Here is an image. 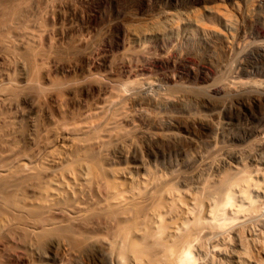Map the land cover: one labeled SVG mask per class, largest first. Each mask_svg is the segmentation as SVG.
Segmentation results:
<instances>
[{
	"label": "bare ground",
	"instance_id": "bare-ground-1",
	"mask_svg": "<svg viewBox=\"0 0 264 264\" xmlns=\"http://www.w3.org/2000/svg\"><path fill=\"white\" fill-rule=\"evenodd\" d=\"M198 3L202 8L191 10L149 0H0V62L9 61L12 73L0 83V103L31 101V113L44 117L64 150L62 163L54 162L38 130L20 138L21 150H0V260L25 264L28 254L22 259L13 247L38 254L40 264H264V114L250 115L253 107L264 108V0ZM108 7L115 17L98 29ZM55 19L65 24L58 33L46 26ZM185 24L214 37L210 67L183 52L199 44L185 36ZM145 42L158 44L152 60L171 69L161 79L135 64L148 61ZM101 48L108 52L94 62ZM180 64L191 65L185 78L176 72ZM84 65L87 74H76ZM59 72L81 77L56 83L51 76ZM255 74L262 79L239 81ZM178 86L180 95L172 91ZM191 90L201 94L191 97ZM185 100L203 110L178 121L168 113L159 120L147 115L146 106L177 108ZM172 121L177 131L166 130ZM145 123L151 130L142 132ZM233 125L254 138L251 151L215 147L216 136ZM113 140L119 149L109 158L112 149L103 148ZM201 144L215 145L224 157L191 156L185 175L175 170L126 180L108 169L128 157L145 168L146 152L178 145L200 153Z\"/></svg>",
	"mask_w": 264,
	"mask_h": 264
},
{
	"label": "rangeland",
	"instance_id": "rangeland-1",
	"mask_svg": "<svg viewBox=\"0 0 264 264\" xmlns=\"http://www.w3.org/2000/svg\"><path fill=\"white\" fill-rule=\"evenodd\" d=\"M149 2H150V5H152V6L154 5L155 6L157 4V6H159L161 8L169 7L170 6L169 4H172V5H174V4L192 5L193 9L191 8V10H194L196 8L201 9L202 6H203V4L198 3L199 0H149ZM165 4H166V6H165ZM162 5H163V7H162ZM78 6L81 7L79 4H78ZM153 8L154 7H151L150 9L147 8L146 14L152 13L153 12ZM175 9H177V8H175ZM102 11L103 10H101V12L99 13L100 16L98 15V17H99L98 19H99L100 25L103 23L104 26H105L107 20L111 21V20L114 19L115 12H114V10L110 9L109 7L106 8V11L105 10L103 12ZM55 14L58 15V13H55ZM203 16H204V18H210L213 22H215L216 25H217V28L224 29L223 22L220 23L219 19H217L214 15H213L214 16L213 17L209 13H204ZM219 23H220V27L218 26ZM103 24L101 26L99 25L98 29L103 27ZM46 26H47V28L50 27L49 29H54L56 31L55 33H58V29L61 28V27H65V24H64L63 21L59 22V21H56V19H55L54 22H51V23L47 24ZM182 28L184 29V34H185L186 37L197 39L199 41V42H197V43H199L197 45V47L189 48L190 50L188 48H185V49H183V52L189 54V56L191 55L190 57L192 58V62L195 60L194 61L195 63L198 62L199 64H202V65L210 67L211 66V64L209 62V60H210V56L209 55L210 54H209V52L207 50V46H208V44L211 43V40L214 37L211 34H209V32L205 33V32H202L201 30L195 28L192 24H185ZM97 33H99L98 30H97ZM54 36L56 37V34ZM98 36L101 37L100 34L95 35L93 37V39H92L93 44L94 43L96 44V43H98L100 41ZM168 36H172V35L168 34ZM172 38L175 39L177 37L173 35ZM66 41H65L66 43L64 42V44H66L65 47H68L69 45H71V42L69 40H66ZM95 41H97V42H95ZM178 41H179V39H178ZM67 43H68V45H67ZM151 44L153 46H151ZM143 45H145V46L148 45V47L150 48L149 49V51H150L149 53L150 54H149V57H148V61L149 62L147 61L148 62L147 63L146 61H144V62L143 61H137L135 64L137 66L140 65V66H145L147 68V71L144 72V75L146 77L150 75L149 77H151V78L158 77L159 79H161V75L164 74L165 72L166 73L170 72L171 69L170 68H166V67H164V65H161V64L158 65V63H156V62H154V60H152V59H154V56L157 54V53L154 54V50L157 49L156 46L158 44H153L152 42H147V44H146V42H145ZM187 45H191V44H186V46ZM93 46H95V45H93ZM101 49H102V51L98 52L96 57L93 58L94 62L98 63L99 60H100L99 57L102 56V54H104L105 52H108L107 49H104V48H101ZM121 54H122V52L119 51V52H117L115 54H112V55H115L116 57H118ZM108 55H110V53ZM152 55H153V57H151ZM211 56H212V58L214 57L213 54H211ZM94 59H96V60H94ZM196 60H198V61H196ZM6 61L7 60H5L2 63L0 62L2 64L1 67H0V74H1L0 83H6L7 82V80H6V75L7 74L10 75V76L12 75V73L7 70ZM7 62H9V61H7ZM150 64H151V67H150ZM3 65H4V67H3ZM148 66H149V69H148ZM190 68H191V65L180 64V65L177 66L176 72H177V74L179 76H181L182 78H185L186 75H187L186 71L190 70ZM256 69H257V65L256 66H252V70L253 71H255ZM81 72L84 73V74H87V66L86 65H84L82 67V71H77L76 74H81ZM94 72H95L94 68H90V72L89 73H94ZM102 72H103V70L101 72H98V73H102ZM52 75L53 76H51V77H53L52 80H54V82L60 83L62 81L61 83H64V84L68 80H72V79L75 80V79L81 77V76L80 77L79 76L66 77L65 75L61 74V72L55 73V74L53 73ZM62 75H63V77H62ZM56 76H58V77H56ZM258 76H260V75L255 74L253 76L252 75L242 76L243 78H241L239 81H242V82H251V81H254V80L257 81V79L261 80L263 75L260 76L261 78H259ZM253 77H256V78H253ZM64 78L66 79V81H64ZM12 81H13V84L17 85V82H14V80H12ZM57 81H59V82H57ZM179 89L181 90L180 86H178V88L174 87V89L172 91H174L175 94H179V93L182 94L183 92H180ZM199 92H197L196 90H191V92H189L188 95H190L191 97H195V95L197 96V95L201 94V92L200 93ZM30 95L32 97H34L32 94H30ZM227 98L230 99V97H228L227 95H226L225 98L222 96V97H220V99L219 98L218 99H219L220 102L223 103L224 101H227L226 100ZM93 99H94V97H93ZM36 100L37 99L35 98V100L33 101V104L38 105V100H37V102H36ZM7 103L8 102H4L3 105H2V103H0V143L2 145V146L0 145V150L1 149H5V148H11V145H15L14 147L17 146L15 149H17V148L20 149L24 145L26 146V144H24L22 146L23 142L21 141V139L22 138L31 137L33 131L34 130L35 131L38 130V133L40 134L41 140L43 139V140L47 141L46 142L47 143V149H48L47 153L48 152L52 153V157L54 159V162L62 163L61 159L64 158V150L61 147V142L59 140H57L54 135L50 136L51 135V131H52L50 129H52V127L46 122V120L44 119L43 116H41L39 114L35 115L34 113H31V111L33 110V109H31L32 102L31 101H28V102L19 101L18 103H16L17 106H14V105L12 106V105L7 104ZM8 105H10V106H8ZM146 108H145L146 112L150 114V115L149 114H147V115L150 116L151 118H154V117L157 118L158 117V120H159L165 113L166 114L168 113L170 115L173 114L172 116L175 115V120L176 121H178L179 118L184 119L187 116H189V115H191V114H193V113H195L197 111L203 110L202 108L197 107L196 105H194L193 102H191L189 100H185L183 102V104L181 106H178L177 108L169 107V108L163 109L161 107H153V106L152 107L151 106H146ZM244 109L247 110L246 107L239 106V110H244ZM216 110H219V109L217 108ZM248 112H249V110H248ZM250 113H251L250 115H254L256 117L257 116L258 117H262V115L264 114V108L260 111L257 107H253L252 109H250ZM36 117H37L38 120L36 119ZM176 117H178V118H176ZM181 119H179V120H181ZM176 121H172L171 124H170V127L167 128L166 130H170L171 129L170 132L177 131V129H179V126L177 125ZM42 126L46 127V128H43ZM10 127H11V129H10ZM140 127H139V129L142 132L151 130V129H148V128H151V126L147 125V123H145V127H143V126H140ZM43 129H45V130L43 131ZM49 130H50V135L48 133ZM164 132H166V131H164ZM47 133H48V136H47ZM222 134L223 135L219 134L217 136L214 134V136H216V146L213 145V144H211V146H207V145L201 144L202 149L199 150L200 153H197L195 150L190 149V153L186 154L183 151H181L180 148H177L178 147V145H177V146H175L173 148L168 149L166 152H163V153H160V154H158L157 151H155V153H151V152H146L145 151L146 154H145L144 158H142V159H144V161H146V164L144 165L145 168H142L143 165H141L140 159L136 158V159L132 160L130 157H128L125 161L123 160V161H120L118 163H114V162L113 163L112 162L109 163L108 164L109 165L108 169H109L110 173L113 174L115 177L116 176L117 177H121V178H124L126 180L128 178H130V176L135 177V175H140L142 177L146 176V175H148V176L169 175L171 172H174L175 170H176L175 172L178 173V175H182V174L185 175L188 172V159H190L191 156L199 157L200 155L206 156V155L210 154L211 158H214V159H217V160L220 157H224V155L221 154L222 152H218V154L216 152V154H215V152L213 151L214 146L217 147V148H221L222 151H226V152L240 151V152H245V153L251 151L252 148H253V144L252 143H253L254 138H248V139L244 138V131L242 129H240L237 125H233L230 130L225 131ZM44 136H46V137H44ZM12 137L14 138L15 141L12 140L13 139ZM8 139H10V140H8ZM3 142H4V144H3ZM117 143H119V142L116 141V140H113L112 141V146H108V147H104L103 148V149H112L109 152L110 153L109 154V158H112V157H114V155L115 156L117 155V154H115L116 151L119 149V146H118ZM126 143L128 144L129 142H126ZM176 143L177 142H175V144ZM5 144L7 146H9V147H7ZM26 150H27V148H26ZM218 155H220V156H218ZM6 157L7 156H5V158ZM45 158H46L45 156L42 157L41 161L45 162ZM263 160H264V158H263ZM261 167L264 168V166H261ZM123 171H127V174L125 173L124 175H121L120 173H123ZM260 174H262V177L264 176V169L260 171ZM262 177L260 176V178H259L260 181L262 180ZM18 247H19V245H18ZM9 249H10V251L11 250L13 251V249H14L13 252L16 253L15 255H17L18 257H21L22 259H23V257L26 256V254H28L29 256L28 255L26 256L28 258H26V257L24 258L25 264H40L41 262H43L42 258L38 254H34V253H31V252L21 253L20 251L18 252V250H16L13 247L9 248ZM2 262L3 263L5 262V264H20L19 262L16 261V259H12V260L4 259L3 261L0 260V263H2ZM72 263L73 262H71V264Z\"/></svg>",
	"mask_w": 264,
	"mask_h": 264
}]
</instances>
